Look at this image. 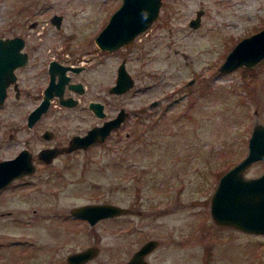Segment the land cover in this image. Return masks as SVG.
<instances>
[{"label": "rangeland", "instance_id": "rangeland-1", "mask_svg": "<svg viewBox=\"0 0 264 264\" xmlns=\"http://www.w3.org/2000/svg\"><path fill=\"white\" fill-rule=\"evenodd\" d=\"M120 1L0 0V35L14 34L21 19V32L38 38L59 11L62 32L49 24V35L77 43L82 33H97ZM47 5L43 14L30 12ZM161 7L152 27L116 53L134 80L109 99L128 111L122 126L103 143L37 162L32 175L0 191V264H65L71 250L94 242L98 254L86 264H124L153 237L159 244L146 254L150 264H264L263 233L220 225L209 212L218 177L248 151L253 122L264 123V57L250 68L218 67L241 36L264 25V0H162ZM199 7L201 23L190 26ZM34 19L41 24L29 28ZM110 59L101 67L103 99L115 73ZM22 102L0 106V159L48 142L43 128L59 138L75 128L53 107L30 129L29 100ZM263 170L257 159L245 174ZM99 201L136 210L93 226L51 219Z\"/></svg>", "mask_w": 264, "mask_h": 264}, {"label": "water", "instance_id": "water-1", "mask_svg": "<svg viewBox=\"0 0 264 264\" xmlns=\"http://www.w3.org/2000/svg\"><path fill=\"white\" fill-rule=\"evenodd\" d=\"M161 0H121L117 10L110 14L109 21L101 28V32L96 36V41L100 46L108 50L119 48L125 42H130L138 33L146 30L160 9ZM201 10H197L196 17L190 20V25L195 27ZM60 14H54L53 22H59ZM58 25V24H57ZM20 35L7 37L5 41L0 36V103L4 100L5 83L13 78L12 68L16 64V58L10 47L18 42V47L22 44ZM226 57L218 64L219 70L227 71L244 65L247 68L256 65L264 57V25L255 32H250L247 36H241L232 45ZM117 77L112 91L122 92L134 84L133 78L128 72L125 61L117 68ZM53 94L51 87L45 90L41 103L33 107L27 114L28 125L41 116V113L48 109L49 99ZM151 105L157 104L153 101ZM93 106L94 103H93ZM124 108L118 111V115L112 119H107L99 126L89 128L83 135H74L68 145L58 148L45 147L38 153V157L47 161L58 152L73 150L74 147H83L97 141H104L107 133L121 123L126 116ZM252 131L247 138V152L237 162L223 170V174L217 179L212 195L209 198V210L214 222L220 225H230L233 228L241 229L244 232L264 234V170L254 176L246 175L245 169L257 159L264 160V123L256 120L253 122ZM36 168L35 161L32 160L31 150L23 146L19 152L12 157L0 159V189L7 184L10 185L15 178H20L24 174H32ZM73 214L83 216L90 223H96L101 217H109L127 213L129 207L113 202H88L74 207ZM159 243L157 238H149L142 241L138 248L126 259L124 264H150L146 254L153 251ZM98 247L90 245L79 251L69 253L67 264H82L92 256L98 254ZM264 263V262H263Z\"/></svg>", "mask_w": 264, "mask_h": 264}, {"label": "flooded vegetation", "instance_id": "flooded-vegetation-1", "mask_svg": "<svg viewBox=\"0 0 264 264\" xmlns=\"http://www.w3.org/2000/svg\"><path fill=\"white\" fill-rule=\"evenodd\" d=\"M119 5L116 6L114 5L112 8L113 10H111L110 14L113 11L117 10ZM161 6H162V0L157 16L155 17V19H153L152 23L149 26H147V28L152 27L156 19L160 18L159 15L162 9ZM48 7H50V5H47V7L33 6V11L30 12L33 15H35L37 12H41L43 14L47 11L46 9ZM199 9L200 7L196 8L195 15L192 18L196 17L197 10ZM200 10H201V13L199 14L200 17L197 19L198 24L201 23V17L203 16L202 15L203 10L202 9ZM54 14H60L59 16L60 23L52 21V17ZM192 18H189L188 20L189 25H190V20ZM47 20H48L47 22L54 27L57 33L62 32L60 31V29L62 25L65 23L63 22L64 21L63 12L51 11V13H49L47 17ZM21 23H22L21 19L16 20L14 22V24H16L17 26V28L15 26L14 34L11 35L8 34V32H6L0 35L3 41H5L7 37H11V36L14 37L16 35H20V38L22 40V44L20 45V47H18L19 46L18 42H16L10 47L12 53L18 57L16 58L17 62L14 68H12L13 78L9 79L8 82L4 84L5 85L4 87L5 94L3 98L4 100L0 103V106L5 105L9 99L12 102H14V104H16L17 106L25 105L22 101L23 99H26L29 100V105H30L29 108L31 110L33 109V107H36L41 103L42 99L44 98L43 96L45 90L50 89L51 87L53 94L51 95V99H49L48 109H45L41 113V116L38 119H36L31 126H29L27 123L29 120L27 119V114L30 111L29 110L26 114V120H25L26 126L30 129L31 128L34 129L35 126L39 125L42 119L41 117L45 113L47 114L51 110V108L55 107L54 109H57V111L60 112L62 115L68 117L71 123H74V127H75L71 131L68 128L66 132L63 133L61 138L58 137L57 132H55L54 130L43 128V130L40 132V136L47 139L48 142L43 143L42 146H40L35 150L31 149L27 145H23V146H27V148L31 150L32 160L35 161V164H37V162L43 164L44 162L45 163L50 162L38 157V153L41 152L43 148L48 147V148L60 149L64 147V145H68L70 140L73 139L74 135L83 136L88 131L89 128H93L95 127V125L101 126L105 122V120L112 119L115 116H117L118 111L122 107L115 106L116 104L114 105L109 99L111 95L123 94L126 90L131 88L133 84L120 93L115 90L114 91L111 90L112 86L115 84L116 77L118 74L117 68L119 64L123 62V60L125 61V57H123L120 60V63H118L116 53L121 46L119 48H113L112 50H108L100 46L96 41V36L98 35V33L101 32L100 30L106 22L102 24V26L99 28L97 33L95 32L93 34H90L88 38L86 37L87 34L82 33L81 36L84 37L80 38V40L77 43L72 42L74 41L73 39L72 41L70 38L65 39V37L62 36L63 34L59 35V37H54V34L49 35L50 34L49 32L51 33L53 32L47 29L49 24L45 26L42 24L39 30L40 35H38V38L31 36L30 32L27 33V35L23 34L20 30V27L22 26ZM28 24H29V28H31V26L32 28H34L41 23L40 22L38 23V21L34 19L32 21L31 20L28 21ZM143 33H145V30L141 32V34ZM139 34L137 33L130 42H133L134 38L140 37L141 34L140 35ZM130 42H125V43H130ZM81 45L84 46L80 48ZM112 57L114 58L113 72L115 73L113 74V79L110 80L109 82L110 84L106 86L108 95H105L106 97H104L103 99L102 97L103 83L100 76L102 74L101 67L102 64L104 63L103 61L106 62V59L112 60L110 59ZM125 66H126V61H125ZM93 103L95 106H93ZM113 110L115 111L112 112ZM123 112H125L126 116H124L123 120L121 121V123H119L118 126L113 128L112 130L110 129V131L106 135V138L109 137L113 132H116L118 127L122 126V124L124 123V120L129 114L126 108L125 111ZM53 138H55V140H53ZM50 140H53V142L50 143L49 142ZM104 141L97 140L87 146H93L96 143H103ZM74 148L75 149L73 150H64L63 152H58L57 154L54 155V157L64 154L72 155V153L74 154L75 151L79 149L80 150L85 149L79 146ZM54 157L52 159H54ZM13 182H11L10 185H12ZM3 188L0 189V191L3 190ZM99 202H104V201H99ZM81 204L83 205V203ZM74 207L77 206L69 207L67 213L61 212V210L56 211L57 213H52L51 219L55 217V215L56 216L58 215L62 221H66L67 219H70L72 221L82 222L84 225L86 224L88 226L89 225L93 226L97 222H99L100 219L106 220V219H110V217L116 218L120 216V215H116V216L112 215L106 218L101 217L99 218V220H97L96 223H90V221H87L85 218H83V216L80 215L77 216L73 214L71 210ZM129 209L133 210L134 208L130 207ZM90 245L96 246V243L95 242L90 243L87 246ZM85 247L83 246L81 248H85ZM79 249L71 250L69 253L73 251L74 252L79 251ZM93 258L94 256H92L90 259ZM90 259L86 262H83L82 264L88 263ZM65 264H67V256L65 259Z\"/></svg>", "mask_w": 264, "mask_h": 264}, {"label": "trees", "instance_id": "trees-1", "mask_svg": "<svg viewBox=\"0 0 264 264\" xmlns=\"http://www.w3.org/2000/svg\"><path fill=\"white\" fill-rule=\"evenodd\" d=\"M229 167V166H228Z\"/></svg>", "mask_w": 264, "mask_h": 264}]
</instances>
